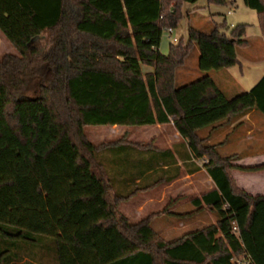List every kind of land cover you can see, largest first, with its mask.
<instances>
[{
	"label": "trees",
	"instance_id": "trees-1",
	"mask_svg": "<svg viewBox=\"0 0 264 264\" xmlns=\"http://www.w3.org/2000/svg\"><path fill=\"white\" fill-rule=\"evenodd\" d=\"M197 1L0 0V33L15 50L0 58V264H43L45 257L52 264H232L241 256L264 264V196L238 189L231 157L199 135L253 109L264 115V76L234 98L209 76L239 63L237 50L249 46L247 25L190 26L186 42L159 51L183 5ZM243 4L256 12L264 35V0ZM42 34L45 52L32 43ZM194 47L203 75L176 86ZM75 70L154 81L165 115L215 184L191 201L196 212L216 216L214 225L167 242L150 219L130 223L119 213L118 203L147 190L157 171L141 184L135 177L174 163L135 164V148L93 145L71 101Z\"/></svg>",
	"mask_w": 264,
	"mask_h": 264
},
{
	"label": "rangeland",
	"instance_id": "rangeland-1",
	"mask_svg": "<svg viewBox=\"0 0 264 264\" xmlns=\"http://www.w3.org/2000/svg\"><path fill=\"white\" fill-rule=\"evenodd\" d=\"M182 8L183 17L179 21V25L173 34L168 37L164 32L161 36L160 53L163 55L167 54L170 43H176L172 41L173 38H176V40L182 38L186 42L188 27L190 26L201 31H209L215 26L223 25V23L228 28H231V24H234L233 27L238 24H245L247 25L246 38L250 41V45L247 48L237 50L240 64L227 70L229 73V80L226 82L225 70H219V72L211 71L209 72V76L214 80L215 84L223 90L228 98H234L236 89L239 87L245 89L244 91L251 89L255 80L264 72V38H261L259 34L256 12L244 6L243 0H230V3L227 5H208L206 0H199L194 4L185 3ZM235 19L238 22L232 23ZM32 43H34L41 52L47 51L50 47L49 39L44 34L33 39ZM11 53L15 54V50L0 33V58ZM198 58V49L194 47L185 65L177 70L176 86L185 85L203 75L198 71ZM70 76L69 92L71 94V101L73 105L78 108L80 119L88 125L85 127L87 138L93 145L120 143L122 140L120 133L118 132V135L111 133L109 125L103 124V126H98L93 124L92 120L95 119V116H91L90 112H97L100 114L102 110L108 112L114 108L112 105L109 106V108L105 106L102 108L101 105L104 103L102 101L112 98L113 95L117 93L116 89L126 87L125 82L123 84L122 82L113 80L122 79L123 77L78 70L72 71ZM105 116L108 115L105 114ZM106 120H108V118H106ZM122 129L123 132L126 131L124 128ZM123 132V135L127 134L128 130L125 133ZM129 133L131 136L127 140L129 142L140 143L139 145H141L142 142L144 143L147 141V136L153 132L150 131L146 133L145 130H142V132L136 130L129 131ZM129 133L126 135L127 137ZM205 180H207V177L203 173L196 175L191 178V180L181 178L175 182L172 188L173 190L185 186H190L191 190V197L185 194L184 200L186 201L181 198V202H179L175 208L174 205L167 200V194V197L165 196L164 200H161L163 196L162 190L165 186L161 185L153 190L143 193L138 192L134 196L129 197L128 200L119 202L118 211L122 216L127 218L130 223H138L144 221V219H150L151 226L160 239L167 242L175 241L193 227L215 224L216 216L214 217L211 215L208 210H205L206 213L202 215L200 219L202 222L200 224L185 225V221L175 220L169 216L170 211H186L194 208L191 207V205L189 206V202L192 201L193 196L200 197L210 190ZM43 264H52V259L45 257Z\"/></svg>",
	"mask_w": 264,
	"mask_h": 264
},
{
	"label": "crops",
	"instance_id": "crops-1",
	"mask_svg": "<svg viewBox=\"0 0 264 264\" xmlns=\"http://www.w3.org/2000/svg\"><path fill=\"white\" fill-rule=\"evenodd\" d=\"M234 22L238 21L235 19L232 23ZM233 25L234 24H231V27H233ZM258 28L261 38H264L259 23ZM174 31L175 29L171 34H173ZM238 64H240V60ZM143 70L144 72L151 71V69L145 67H143ZM227 70H225L226 82L229 80V73ZM263 76L264 72L255 80L252 87H254ZM113 80L122 82L123 84L125 82L126 87L116 89L117 93L114 94L112 98L102 101L104 102L101 105L102 108L103 106L109 108V106L112 105L114 106L112 110L108 112L102 110L100 114L97 112H90L91 116H95L92 123L98 126H103V124L109 125L111 133L114 135H118V132L120 133L122 139L120 141L121 145H127L137 149L138 152L133 153L137 155L133 156L132 159L135 164H143L146 161H154L157 163L167 161L174 163L170 165L163 163L161 166L156 167L154 171L151 169V171L139 174L138 177H135L136 184H141L144 179L149 178L157 171V175L153 178H149L150 182H146L145 185L149 188L143 192L165 185L162 190L163 196L161 200H164L165 196L167 197L168 195L167 200L170 201L175 208L176 205L181 202V198L183 200L185 199V194L191 197L190 186L177 188L175 190L172 189L175 182L179 179L186 178L187 180H191V178L196 175L204 173L207 177L205 182L209 185V189H212L215 184L208 174H206L204 168H202L204 159L196 160L192 157L186 142L178 135L172 122L165 115L162 105H160L155 93L154 81L143 78L135 79L132 77ZM251 89L244 91L245 89L239 87L236 89L234 95L236 96V94L249 92ZM105 114L108 116H105ZM106 118H108V120H106ZM80 121L84 123L81 119ZM85 125L88 126L87 124ZM121 127L126 130L125 132L128 130V133L129 131L136 130L140 132L145 130L146 133L151 131L153 133L147 136L148 139L146 142H142V144L139 145L140 143L129 142L127 139L131 136L130 133L128 137L126 136L128 133L123 135V129ZM199 135L207 141V144L215 146L221 156L231 157V166L234 167L231 176L238 189L252 197L264 196V115H262V113L253 109L246 114L231 118L229 122L219 125L216 129L207 127L201 130ZM147 170L150 169L148 168ZM172 177H174V179L171 182H165L166 179ZM194 198L198 197L193 196L192 199ZM190 205L193 207L191 201L189 202V206ZM209 212L213 215L211 211ZM204 213H206L205 210L196 212L195 209L192 208L186 211H170L169 216L175 220L185 221V225H191L196 223L200 224L202 222L200 219ZM213 216L215 217V215ZM201 227H204V225L193 227L187 230L186 233Z\"/></svg>",
	"mask_w": 264,
	"mask_h": 264
},
{
	"label": "built area",
	"instance_id": "built-area-1",
	"mask_svg": "<svg viewBox=\"0 0 264 264\" xmlns=\"http://www.w3.org/2000/svg\"><path fill=\"white\" fill-rule=\"evenodd\" d=\"M173 29H169L167 30L165 33L168 35V37L171 36ZM172 41L177 42L178 40H176V38H173ZM233 231H235V227H233ZM232 264H249V258L246 256H241L240 258H233L231 260Z\"/></svg>",
	"mask_w": 264,
	"mask_h": 264
}]
</instances>
